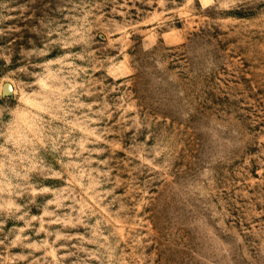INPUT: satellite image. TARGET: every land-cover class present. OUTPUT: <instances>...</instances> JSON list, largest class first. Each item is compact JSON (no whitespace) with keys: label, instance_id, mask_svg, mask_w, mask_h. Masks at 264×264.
I'll use <instances>...</instances> for the list:
<instances>
[{"label":"clouds","instance_id":"1","mask_svg":"<svg viewBox=\"0 0 264 264\" xmlns=\"http://www.w3.org/2000/svg\"><path fill=\"white\" fill-rule=\"evenodd\" d=\"M194 17L205 27L169 43ZM225 19L264 44V0H0V39L32 21L15 68L16 50L0 47V88L13 86L0 94V264H139L129 246L150 264L152 214L171 264H264V223L233 207L239 177L214 192L238 160L264 161L243 93L211 87L231 75ZM181 125L201 143L177 175Z\"/></svg>","mask_w":264,"mask_h":264},{"label":"rangeland","instance_id":"2","mask_svg":"<svg viewBox=\"0 0 264 264\" xmlns=\"http://www.w3.org/2000/svg\"><path fill=\"white\" fill-rule=\"evenodd\" d=\"M207 19V17H194L192 20L186 21L183 34L173 33L169 43H183L182 35L190 37L193 33L199 32L205 27ZM8 23L15 24L17 27L23 29V31L13 33L11 39H0V47L11 44L16 50L17 55L14 57L11 65L12 68H15L16 60L19 59V48L21 45H27L30 35L28 29L32 21L14 20ZM247 23V20L225 19L222 21L224 26L223 32L225 34L219 36L220 48L223 49L222 55L227 61L231 62L228 65V71L231 75L230 78L226 79L225 73L222 70L215 81L212 82L211 87L212 90L216 92L217 96L224 95L225 89L229 84L238 87L247 100V104L241 102V112L244 118H246L248 124L252 128L258 126L260 129H264V44L257 45L253 43L249 38L241 34L240 29L235 31H229L228 29L229 25H245ZM225 41L228 43H225ZM245 48L247 50L243 51ZM258 48L261 49V51H258ZM171 51L180 53L183 49L177 48ZM172 59L175 61L177 57L174 56ZM3 63L4 62L0 60V68H2ZM0 75H3V72H0ZM203 83L202 81L201 84L203 85ZM136 86L140 88L143 87L142 83H137ZM12 87L11 84L5 83L3 88H0V94H8V90ZM209 103H211V101H209ZM216 107H219V105H216ZM221 115H223V113H221ZM236 123H239V121H236ZM173 126L175 127V125ZM180 127L188 140V147L184 150V163L176 172L177 175H184L190 171L192 162L195 160V154L199 151L201 142L191 128H185L183 125ZM258 144H264V136L259 137ZM258 155L259 154L256 153L245 157L242 164L238 160L237 170L235 172L225 170L220 177V187L214 190V192L218 191L221 196L227 197L233 192V178L239 177L235 179V184L238 187L234 195L233 207L237 212L246 204L252 207L253 214L256 217V224H261L264 223V166L257 167V164L264 165V161L257 160ZM171 179V177H168L165 184L159 186L157 191L153 193L154 198L159 196L160 193L167 191L166 184L169 183ZM239 185H243V187L241 188ZM161 207H163V201H161ZM144 215L148 216L150 214L144 213ZM158 222L160 221L155 214H152V220L146 221L148 231L156 238L151 242L148 248V259L150 260V264H171L170 257L166 258L163 251L162 241L164 236L158 228L153 227V225ZM251 224L252 220L249 218L245 223V228H248ZM253 234H255V232ZM129 251L139 261V264H145V258L136 256L135 250L132 249L131 246H129Z\"/></svg>","mask_w":264,"mask_h":264}]
</instances>
